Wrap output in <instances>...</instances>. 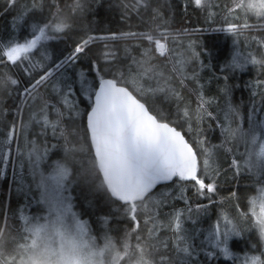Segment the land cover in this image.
Masks as SVG:
<instances>
[{"label":"snow or ice","instance_id":"6c2138e0","mask_svg":"<svg viewBox=\"0 0 264 264\" xmlns=\"http://www.w3.org/2000/svg\"><path fill=\"white\" fill-rule=\"evenodd\" d=\"M0 18V177L11 166L25 197L0 198V264L48 234L68 241L66 264L98 238L152 264H264V0H0ZM96 212L99 236L82 218Z\"/></svg>","mask_w":264,"mask_h":264},{"label":"trees","instance_id":"16d2710c","mask_svg":"<svg viewBox=\"0 0 264 264\" xmlns=\"http://www.w3.org/2000/svg\"><path fill=\"white\" fill-rule=\"evenodd\" d=\"M113 2H116V0H113ZM101 15H104L103 12H101ZM108 19L111 20L113 22V27L115 30L116 24L115 22L119 19V9H117L114 13L109 14ZM179 20V18H178ZM196 18L193 16L191 19H185L183 26L184 27H197L198 25L195 23ZM7 24V20H5L4 18H0V26H4ZM176 27H179L180 24L179 22L175 25ZM127 30V29H125ZM210 36L211 38L215 39L216 42L223 46V45H227V49L226 51H231L232 49V39L231 37L226 34V33H222V32H214V33H207L206 37ZM196 37H193V39H195ZM205 43H209V40H205ZM255 46V45H254ZM220 61H223V57L219 58ZM168 67L170 68L171 65H168ZM255 75L254 71H250V70H243V71H237L234 75H233V79L235 81H237L239 83V87L235 88L233 90V98L234 100H236L237 102L240 100H243L246 102V106H247V102L250 100V92L249 89L244 87V83L248 80H250L251 78H253ZM258 99V97H257ZM19 101L17 100L16 102H13L12 99H5L3 102V107L5 108H9L10 111L8 113H6V118L8 120H12L15 117V106L16 103H18ZM25 118H27V114H25ZM257 118L259 119V114L257 116ZM16 119L18 120L19 118L16 117ZM210 135L212 136H216L218 135V133H210ZM49 139H50V133H49ZM217 142V141H214ZM51 143H55V141H51ZM50 146V145H49ZM4 166L2 164H0V168H3ZM17 171H19V168H17ZM6 175L0 177V198H5V199H10V202L12 204L13 207L16 206L17 202L23 203L25 200V197L23 195V193L20 194H16L15 193V185H12V180H13V176H12V169L11 166H9L6 169ZM246 183V182H242ZM10 185L12 186V195L9 197L8 193H9V187ZM168 186L171 187V182L168 183ZM159 190V187L158 189ZM73 197H74V203L76 205V209L79 211H83L84 209H86L88 207V205L84 202V198H85V193L82 192L81 190H77L73 192ZM90 198V197H89ZM96 198L97 201H102L103 197L100 196V194H96ZM176 207H181L182 206V202L180 201H176ZM102 207H104L103 205H101ZM38 206H36L35 204H32L27 211L31 214H35L38 210ZM104 211L107 212L108 208L105 207ZM164 211H168V209H164ZM103 213L101 212H96L92 215H85L82 216V218L84 219H88L91 227L93 229V233L98 235L100 234V232L102 231V226H101V222L99 221L98 217L100 215H102ZM209 218V222L208 223H204V219ZM214 221L215 220V216L210 212L208 215L204 216L201 218L200 223L197 225L198 227H202V228H207L210 221ZM142 226H143V222H142ZM190 226V224H189ZM163 231V230H162ZM197 242H199L197 240ZM244 247V243H243V239L239 238V237H234L232 240V249L233 251H240L242 248ZM203 259V256L201 257ZM215 264H232L231 260H228L226 258H224L223 256H221L216 262Z\"/></svg>","mask_w":264,"mask_h":264},{"label":"clouds","instance_id":"9594fccd","mask_svg":"<svg viewBox=\"0 0 264 264\" xmlns=\"http://www.w3.org/2000/svg\"><path fill=\"white\" fill-rule=\"evenodd\" d=\"M241 151H245L243 144ZM9 244L10 238L0 230V254L7 253ZM89 244L90 247L84 246L81 250L78 246L76 249L81 264H152L148 255L134 253L122 247L114 238L107 243L102 238L95 243L89 240ZM68 250L67 240L62 241L58 236L48 234L38 238L35 245L30 244L27 248L16 246L15 256L17 264H66Z\"/></svg>","mask_w":264,"mask_h":264},{"label":"bare ground","instance_id":"6f19581e","mask_svg":"<svg viewBox=\"0 0 264 264\" xmlns=\"http://www.w3.org/2000/svg\"><path fill=\"white\" fill-rule=\"evenodd\" d=\"M208 223L209 222V218H206V219H204V223Z\"/></svg>","mask_w":264,"mask_h":264},{"label":"rangeland","instance_id":"374dc122","mask_svg":"<svg viewBox=\"0 0 264 264\" xmlns=\"http://www.w3.org/2000/svg\"><path fill=\"white\" fill-rule=\"evenodd\" d=\"M39 211H40V208L37 210V212H39ZM37 212H36V213H37ZM83 219H84V218H83Z\"/></svg>","mask_w":264,"mask_h":264}]
</instances>
